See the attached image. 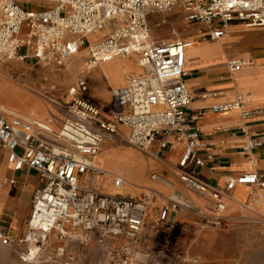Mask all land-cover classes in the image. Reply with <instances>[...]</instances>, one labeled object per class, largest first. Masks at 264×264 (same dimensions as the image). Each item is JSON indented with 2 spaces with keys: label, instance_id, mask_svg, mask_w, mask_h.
Returning <instances> with one entry per match:
<instances>
[{
  "label": "built area",
  "instance_id": "obj_1",
  "mask_svg": "<svg viewBox=\"0 0 264 264\" xmlns=\"http://www.w3.org/2000/svg\"><path fill=\"white\" fill-rule=\"evenodd\" d=\"M33 1L0 0L1 62L13 58L51 59L61 67L86 46L95 64L135 54L142 72L127 76L125 85L112 90V112L108 117L98 104L82 96L89 87L88 81L80 77L69 88L72 99L68 115L58 131L48 121L10 117L0 105V151L7 152L8 162L17 169L27 166L36 170L41 180L25 233L12 237L0 229V243L8 247L24 245L22 259L38 264L46 259L43 251L53 234L81 245L96 241L105 247L117 242L122 243L119 250L109 251V246L105 249L123 259V264H131L141 258L134 244L140 239L148 202L119 192L103 193L82 183L86 178L94 184L110 178L117 189L127 183L122 174L108 173L96 164L95 156L107 138L125 141L144 153H149L154 144L165 149L184 141L178 163L181 179L201 191L208 189L193 172L196 166L206 164L199 155L204 134L197 120L202 112L187 111L192 95L185 82V68L187 50L194 41L179 38L152 43L148 12L166 11L180 4L187 20L205 27L198 30L202 37L219 39L234 21L247 27H264V0H46L48 5L27 8ZM116 18L123 21L107 37L89 38ZM227 65L233 72L251 68L253 61L231 59ZM211 108L214 112L235 110L243 121L259 111L247 107L244 92L237 93L232 102ZM122 125L127 133L121 132ZM241 129L245 132L246 126ZM262 145L264 135L251 137L243 151L250 154ZM237 185L250 186L253 194L257 187L264 189L263 175L249 171L229 177L225 193ZM223 194L213 191L215 224L223 219ZM171 208L192 210L193 203L183 195L170 197L160 220L168 217ZM66 251V246H58L47 259L56 260Z\"/></svg>",
  "mask_w": 264,
  "mask_h": 264
},
{
  "label": "crops",
  "instance_id": "obj_2",
  "mask_svg": "<svg viewBox=\"0 0 264 264\" xmlns=\"http://www.w3.org/2000/svg\"><path fill=\"white\" fill-rule=\"evenodd\" d=\"M28 5V8H38V4ZM177 10L184 14L185 23L195 29L194 33H189L187 37L179 38L193 39L195 46V49L193 46L187 50L185 82L192 95V101L187 111L188 113L202 112L197 120V125L204 134L199 155L206 159V164L196 166L193 172L196 179L206 184L208 189L201 191L181 179L178 163L184 153V141L165 149H160L158 144H154L149 153L124 146L122 148L112 146L111 153H115L116 156L111 161L106 162L107 166L127 167L131 172L130 178L133 181L129 183L126 176L122 174L127 183L124 185L125 187L123 186L125 191L119 193L127 197L144 199L148 202V211L141 232L142 235H140V239L143 238L144 242H155L158 236L165 232L168 235L175 227L195 230L203 226L202 223L204 224L209 220L213 222L217 215L213 191L224 192L221 195V199L226 204L225 209L221 212L223 218L229 213L239 212L248 199L252 202L251 204H257V211L264 215V189L257 187L254 193L250 194V186L247 185L249 187L247 188L245 185H237L233 190L225 193L229 177L256 171L262 174L264 179V145L252 149L250 154L243 151L244 145L251 137L264 135V27H247L242 22L234 21L230 24L229 31L225 36L219 39L204 38L198 33V30L200 28L205 29V27L199 22L187 20L185 11L180 4L166 10L165 16L174 14ZM157 12L163 11L148 12L149 27L150 18L155 16ZM162 22H166V18H163ZM99 37L94 36L93 39ZM179 38L177 36L155 43L175 41ZM81 49L84 50V48ZM238 58L251 59L253 67L230 71L227 61ZM19 60L26 65H36L41 62L48 64L50 62L57 66L51 59L28 58ZM6 62L0 61V63ZM77 64L78 62L71 69L67 68V72L74 73L77 71L78 73L81 71V64ZM138 69L141 70V73V67L138 68L133 58L112 59L90 65L85 75L81 76L88 81L89 87L82 96L98 104L104 116L108 117L112 112V90L125 85V77ZM91 76H101L109 84L111 93L109 102L96 101L94 96L89 93ZM65 77L64 83H66L68 76ZM1 81L2 78L0 83ZM43 84L38 83L40 88L35 84H33L34 86L28 84L23 91L30 99L31 107L37 104L36 102L32 103L33 95L39 99L41 107H34L39 111L37 116L30 118L28 115L10 113L1 107L10 117L15 115L29 120H46L48 122L47 119L52 118L53 121L50 125L55 131H58L62 123L61 120L67 117L68 104L71 100L59 104L57 100L56 103L53 101L54 98L46 99L44 95L38 93V91L46 88L45 83ZM55 90L56 88L53 89L54 93H56ZM239 92L246 93L248 108L259 109L247 121H243L235 110L226 112H214L212 110L211 107L214 104L232 102ZM45 93L48 94L47 91ZM99 93L108 99V94L104 89L100 88ZM242 126H246L245 132L241 129ZM120 129L121 132L127 133L126 126L122 125ZM130 151L133 152V155ZM129 156L132 158L129 159ZM250 157L253 158V161H250ZM98 182L95 181L96 186H99ZM82 183L93 188L94 181L90 182L86 178L82 179ZM40 186V175L36 170L27 166L17 169L14 164L8 162L7 152L5 150L0 151V229L4 230L6 234L12 237H21L25 233L32 211L33 196ZM176 195H183L191 200L193 209L171 208L168 217L165 220H160L161 210L168 205L170 197ZM225 210L227 211L226 215Z\"/></svg>",
  "mask_w": 264,
  "mask_h": 264
},
{
  "label": "rangeland",
  "instance_id": "obj_3",
  "mask_svg": "<svg viewBox=\"0 0 264 264\" xmlns=\"http://www.w3.org/2000/svg\"><path fill=\"white\" fill-rule=\"evenodd\" d=\"M32 4L48 5V2L46 0H34ZM26 7L28 8L29 5H26ZM165 12L166 11L157 12L155 16L150 18V35L152 43L177 36L178 38L187 37L189 33H194L195 29L185 23L183 13H179L177 10L176 13L165 16ZM163 18H166V22H162ZM122 21V18L111 20L98 39L107 37L111 29L116 28ZM94 36L95 35H91V38H89L92 40ZM82 55L84 60L91 62V56L86 46L84 50L82 49ZM72 57L61 67L55 66L50 62H48L49 65L47 62H41L36 65H26L18 58H13L6 63H0V76L2 77L4 75L10 81L22 82L20 80L22 75L29 76L32 71H34L32 74L41 72L40 75L46 88L40 90V92L38 91V93L44 95L48 100L54 98L53 101H55V103L57 100L59 104H63V101H70L72 98L69 94L70 86L87 72L79 71L77 73V71H74V73H68L67 67L70 63L74 65L77 62V65L83 63L82 58L78 57L72 60ZM132 58L139 68L137 56L116 59ZM51 66L56 68L58 72L64 70L63 74L68 76L66 83L60 84L51 80L47 74H45L44 68H49ZM140 71L141 70L138 69L127 76L138 75ZM127 76L125 77L124 83L126 82ZM54 85L57 87V93L53 92L54 88L52 86ZM38 88L40 87L38 86ZM100 88L104 89L108 94V99L104 98L102 94L99 93ZM109 88V84L106 83L101 76H91L90 93L94 96L96 101L103 103L109 102L111 100ZM46 91L48 94L45 93ZM33 96L34 100L32 103L36 102L37 104L30 108L28 107L27 110H25L27 112L21 111L17 113L29 114V117L32 118L39 114V111L34 107H41V105L36 95ZM31 112H35V114L32 115L30 114ZM66 114L68 115V113ZM106 140L110 141H105L103 143L97 155L99 161L100 158L103 159V168H110L113 170V173H121L126 176L129 182H133L130 178L131 172L127 167H108L106 162L111 161L113 157L116 156L114 155L115 153H111L112 146H116V148H122L124 146L125 148L128 147L133 150L138 149L120 139L112 141L111 138H107ZM107 142H109L108 145H106ZM130 152L131 155H133V152ZM130 157L131 156H129V158ZM99 185L98 187H96L95 184L92 186L103 193L111 192L110 189L107 187L105 188L104 184ZM246 187L249 188L248 186ZM251 203L252 202L248 199V201L242 205V209L237 213L227 214L226 209L224 213L227 215L222 219L220 224H215L211 222L212 220H209L204 224L202 223L203 226L195 230H190L188 228L179 229L175 227L168 235L165 232L163 235L158 236L155 242H144L143 238L142 240L139 239L138 243L134 245L141 258L134 259L131 264H264V215L257 211V204L254 205ZM63 245L66 246L67 251L64 256L56 259L58 262H55L56 260L53 259H47L48 256L55 253V249L58 246ZM106 246H109V251L112 249L119 250L122 247V243L116 242L113 244L109 242ZM24 247V245L8 247L0 243V264H32L24 261L21 257V252L25 249ZM105 247L99 245L96 241L81 245L78 241H70L67 238L61 239L56 234H53L43 251L46 259L38 264H123V259L110 255ZM128 264L130 263L128 262Z\"/></svg>",
  "mask_w": 264,
  "mask_h": 264
},
{
  "label": "bare ground",
  "instance_id": "obj_4",
  "mask_svg": "<svg viewBox=\"0 0 264 264\" xmlns=\"http://www.w3.org/2000/svg\"><path fill=\"white\" fill-rule=\"evenodd\" d=\"M105 30H102L98 33H93L91 35H95L97 37H99V35ZM90 35V36H91ZM91 38V37H90ZM93 40V39H92ZM194 46V44H193ZM192 46V47H193ZM193 49H195V46L193 47ZM132 56H136L135 54H132V55H129V56H126V57H132ZM218 56V55H217ZM82 58L83 59V63L81 64V67H80V70L82 72H85L89 67L90 65H95V63H92V62H89V61H86L84 60V57L82 55V49H80L73 57H72V60L75 59V58ZM117 58H125V57H117ZM116 59V58H114ZM113 59V60H114ZM210 62V61H209ZM98 64V63H97ZM74 66V64H69V67H67L68 69H71L72 67ZM253 67V66H252ZM251 67V68H252ZM140 68V67H139ZM25 70V69H24ZM64 71V70H63ZM61 71V72H58V70L56 68H54L53 66L49 67V68H44V72L45 74H47V76L53 80V81H56L60 84H64V81H65V75L63 74L64 72ZM34 71H32L33 73ZM24 73V72H22ZM30 73L29 76H24L22 77V79H19L22 81V82H16V81H10L9 79H7L4 75L1 77L0 76V79L2 78V81L0 83V86H1V90H0V104L4 107V109H6V111H9L10 113L12 112H21V111H25L27 110V107H31V103L29 102L30 99H28V96L23 92L24 91V88L28 86V84L30 85H33L35 84L36 86H38V83L39 84H42L44 85L43 81H42V78H41V72H37L36 74H32ZM23 76V75H22ZM16 79V78H15ZM31 82H34V83H31ZM37 82V83H36ZM48 84V83H47ZM50 85V84H49ZM34 86V85H33ZM54 88H57L55 85L52 86ZM55 92L57 93V89L55 90ZM92 92V91H91ZM90 93V92H89ZM19 114V113H18ZM30 114L34 115L35 112H31ZM25 115V114H23ZM27 115V114H26ZM28 116H30L28 114ZM32 118V117H30ZM49 120L48 123H52L53 119H47ZM62 121V120H61ZM103 146V145H102ZM99 153V152H98ZM98 155V154H97ZM95 156V161H96V164L100 165L103 167V159L100 158V161H99V157L98 156ZM132 157H130L129 159H131ZM98 159V160H97ZM131 162V161H129ZM135 163V162H134ZM142 165V164H141ZM144 166V165H143ZM105 168V167H104ZM108 173H113V170H111L110 168H106ZM119 172V171H118ZM119 174V173H118ZM100 182V181H99ZM98 182V183H99ZM130 183V182H129ZM105 188L107 187L108 189H110V191L112 193H115V192H124L125 190V186L120 188V189H117L115 187H113V185L111 184V179L108 178L106 181L104 180L103 183ZM126 185V184H125ZM100 186V185H99ZM131 186V185H130ZM247 186V185H245ZM130 188V187H129ZM131 189V188H130ZM106 192V190H105ZM55 262H58L57 260Z\"/></svg>",
  "mask_w": 264,
  "mask_h": 264
}]
</instances>
